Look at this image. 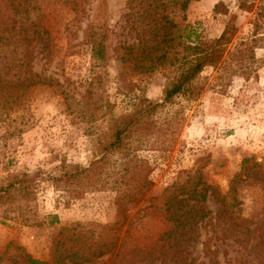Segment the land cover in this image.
<instances>
[{
  "label": "rangeland",
  "instance_id": "374dc122",
  "mask_svg": "<svg viewBox=\"0 0 264 264\" xmlns=\"http://www.w3.org/2000/svg\"><path fill=\"white\" fill-rule=\"evenodd\" d=\"M125 1L88 0L76 16L62 2L40 0V10L31 15L52 40L49 62L42 54L33 61L34 71L51 85L30 88L19 99L0 95V253L6 250V258H14L22 248L33 259L49 260L62 228L79 225L99 232L116 220L114 193L101 185L118 166L117 153L106 156L107 171L98 169L93 185L80 195L73 193L77 187L67 189L61 178L101 159L111 121L132 114L145 100L161 103L173 76L172 68L139 73L118 60L117 46L135 40L126 27ZM218 1L226 4L228 16L213 13ZM253 2L249 12L238 9L236 0H191L185 12L172 15L182 42L188 35L189 40L195 35L217 38L227 20L237 28L233 45L249 38L255 28L258 41L254 58L243 68L233 61L220 73L224 78H216V70L208 68L200 75L202 91L195 100L177 97L153 113L154 129L160 133L149 135L137 151L152 168L153 187L128 219L131 234L142 243L151 245L165 228L163 193L172 184H182L200 171L223 195L243 159L250 157L264 174V11L259 9L264 0ZM97 14L108 35L103 60L93 59L83 42V32L98 21ZM7 15L0 2V24ZM254 20L257 27L251 24ZM263 191L248 186L241 194L244 216L252 222L264 220ZM207 206L214 225L219 204L213 195ZM216 224L201 229L190 257L193 264H261L249 247L220 238L226 225ZM209 244L217 252L207 256L203 247ZM6 258L0 264H11ZM101 263L110 260L105 257Z\"/></svg>",
  "mask_w": 264,
  "mask_h": 264
},
{
  "label": "trees",
  "instance_id": "16d2710c",
  "mask_svg": "<svg viewBox=\"0 0 264 264\" xmlns=\"http://www.w3.org/2000/svg\"><path fill=\"white\" fill-rule=\"evenodd\" d=\"M39 1L0 0L8 9L7 21L0 24V95L5 93L13 97L15 94L19 99L30 88L51 85L47 78L33 69L36 54H42L45 62H49L52 44L49 32L39 19L31 16L40 10ZM57 1L69 6L77 16L84 12V4L88 0ZM190 1H125L126 27L128 32L134 33L135 40L117 46L118 60L139 73L172 68L173 76L164 89L161 103L145 100L132 114L111 121L109 138L102 144L101 159L91 162L86 168H76L61 178L67 189L69 185L77 187L73 193L80 195L87 185H93L98 169L102 174L107 171L106 156L117 153L119 164L112 167L108 180L101 185L114 193L115 222L101 227L99 232L79 225L62 228L53 243L49 260L33 259L18 248L20 254L14 258H6V250L0 253V262L6 258L11 264H98L100 259L102 262L107 257L109 264H193L190 257L199 241L201 229L213 225L212 212L207 206L208 198L213 195L219 204L213 226L217 225L216 222L220 226L226 225L221 228L220 238L233 239L243 248L249 247L248 250L260 257V263L264 264V220L252 222L244 216L242 208L241 194L245 187L264 189V174L253 157L243 159L239 172L231 178L223 195L204 180L200 171L186 182L166 188L162 200L165 228L151 245L140 242L129 229L131 209L142 202L153 187L150 179L152 168L137 154L149 135L160 133L154 129L153 113L172 104L177 97L195 100L202 91L198 81L204 70L211 68L216 70V78H224L220 73L226 72L233 61L243 68V63L254 58L257 28L249 38L233 45L237 28L230 20L225 22L217 38L195 35L193 40H189L188 35L186 41H180L172 15L178 11L185 12ZM236 1L240 10L250 12L254 6L253 0ZM259 9L264 11V5ZM213 13L228 16L229 9L223 1H218L213 6ZM97 20L87 25L83 42L90 47L93 59L103 60L108 53V35L100 14H97ZM256 22L254 20L251 24L257 27ZM86 94L88 97L89 93ZM54 222L58 223L57 217ZM125 224L127 226L123 230ZM203 251L207 256L217 252L210 244L205 245Z\"/></svg>",
  "mask_w": 264,
  "mask_h": 264
}]
</instances>
